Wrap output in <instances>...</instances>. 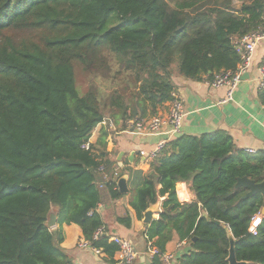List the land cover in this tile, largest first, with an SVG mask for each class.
<instances>
[{
  "label": "trees",
  "instance_id": "16d2710c",
  "mask_svg": "<svg viewBox=\"0 0 264 264\" xmlns=\"http://www.w3.org/2000/svg\"><path fill=\"white\" fill-rule=\"evenodd\" d=\"M237 1L0 0V264H68L62 225L71 223L114 255L98 206L103 191L126 195L117 185L125 173L138 218L168 196L146 234L161 253L177 234L194 248L180 264H228L227 227L238 260L264 264V218L256 235L249 231L263 195L237 186L245 176L264 181V150L246 152L224 131L179 135L144 173L111 159L106 130L83 148L106 118L124 129L157 115L174 99V76L235 71L234 40L264 27V0ZM181 183L192 202L180 201ZM53 209L57 228L46 225ZM132 220L129 210L118 216L127 227ZM152 264H163L161 255Z\"/></svg>",
  "mask_w": 264,
  "mask_h": 264
},
{
  "label": "crops",
  "instance_id": "0c3cea01",
  "mask_svg": "<svg viewBox=\"0 0 264 264\" xmlns=\"http://www.w3.org/2000/svg\"><path fill=\"white\" fill-rule=\"evenodd\" d=\"M237 6L239 7L240 3H237ZM263 64L264 39L257 45L252 54L251 64L233 90L231 98L228 96L227 86L212 87L209 83L210 79L206 76L199 79L181 75L174 76L173 93L183 101L185 112L182 132L179 135L201 136L224 131L231 135L236 145L246 152L253 150L254 152L249 153L255 154L264 150V88L259 82V66ZM169 106L170 102L164 104L158 114L166 115ZM105 130L109 132L106 138V151L111 159L117 160L124 167H131L144 173L150 170L153 161L149 154L167 137L124 132L121 127L116 131H111L104 125H98L91 136L92 144L97 143L102 131ZM100 151L101 147L98 145L97 152ZM120 153H123L121 160L118 159ZM132 154L133 157H130ZM129 187L130 191L116 200H113L107 191H103L104 200L99 204L98 212L102 215L110 236L120 235L133 242L138 252L134 264H152L153 258L147 252L146 234L151 223L159 219L160 212L163 210V202L168 196L160 197L154 204L157 211L153 214L152 222L147 224L143 221L145 212L140 219L130 206V199L133 196L130 180ZM177 189L181 202L193 201L194 195L185 183L178 184ZM126 210H129L133 217L129 227L118 222V216H123ZM58 226L59 224L54 228ZM62 230L64 234L62 246L68 255V264H118L116 253L110 255L102 248L99 253L95 251L91 242L85 239L83 230L78 224H63ZM85 242L90 245H84ZM188 246L191 249L185 252ZM166 248L167 252L174 255L173 264H180L183 255L194 251L187 240L179 241L177 234Z\"/></svg>",
  "mask_w": 264,
  "mask_h": 264
},
{
  "label": "built area",
  "instance_id": "2783aa9c",
  "mask_svg": "<svg viewBox=\"0 0 264 264\" xmlns=\"http://www.w3.org/2000/svg\"><path fill=\"white\" fill-rule=\"evenodd\" d=\"M264 39V27L256 31L250 32L243 37L234 40L235 47L241 55V61L239 62L237 69L222 70L214 74L213 78L209 80L212 87L227 86L229 88L228 96L231 98L233 90L240 83L242 76L246 72L247 68L251 64L252 54L254 53L257 45ZM259 82L260 86L264 88V64L259 66ZM174 99L170 101L169 110L166 115H155L150 118L144 119H131L127 120V125L124 132L136 133L140 135H164V138L157 146V148L149 154L151 159L157 157L158 153L164 148L165 144L174 139L182 132L183 119L185 116L183 101L175 93H173ZM99 125H104L108 129L117 130V126L112 119L106 118ZM92 144L91 138L83 145V148L90 149ZM248 152H254L248 150ZM99 171L105 173L106 166L101 164ZM117 175V174H116ZM107 175H105L106 178ZM262 212L255 214L252 217L249 231L252 234H257L258 228L262 222ZM105 228H99L96 232V236L102 234ZM148 254L154 258L156 255H161L163 264H173L174 255L171 252L161 253L159 248L150 240L147 236ZM110 240L117 244L118 250L117 260L118 264H134L137 259L138 252L133 242L126 237L120 235L110 236ZM89 243L85 242L84 245ZM90 245V244H89ZM94 250L98 253L100 248L94 247Z\"/></svg>",
  "mask_w": 264,
  "mask_h": 264
},
{
  "label": "water",
  "instance_id": "95a60500",
  "mask_svg": "<svg viewBox=\"0 0 264 264\" xmlns=\"http://www.w3.org/2000/svg\"><path fill=\"white\" fill-rule=\"evenodd\" d=\"M244 76H242L243 78ZM123 153H120L118 156V159L121 160V156ZM133 157V154L130 156ZM122 168H124L123 165H120ZM117 185L119 187V190L122 193H128L130 191L129 187V174L125 173L121 175L118 180H117ZM245 186L249 189L248 193L246 194V197H251L257 193H261L263 195L264 199V181L261 183H256L254 180L248 178V177H241L238 180L237 186ZM157 211L156 205H150L148 209L144 213V219L143 221L147 224H150L153 220V214ZM262 214L264 215V205L262 208ZM204 217H206L209 221H212L210 216L206 213L203 212L202 214ZM214 223L216 224H221L220 221L218 220H213ZM58 224V211L56 209H53L48 216V219L46 221V225L49 228H54ZM228 238H229V249H228V256L226 258L228 264H249L250 262L247 261H241L238 260L237 255H236V243L237 240L233 236L232 232L226 227ZM196 238H194L195 240ZM191 249L190 246L186 247L185 252H188Z\"/></svg>",
  "mask_w": 264,
  "mask_h": 264
},
{
  "label": "rangeland",
  "instance_id": "374dc122",
  "mask_svg": "<svg viewBox=\"0 0 264 264\" xmlns=\"http://www.w3.org/2000/svg\"><path fill=\"white\" fill-rule=\"evenodd\" d=\"M238 3H240V1L238 0ZM78 70H80V68L78 69ZM87 84H88V80H87V78H86V76L84 75V74H79L78 75V87H79V89H80V91L81 92H84L85 90H86V87H87ZM119 127L117 126V129H118ZM109 130H111V129H109ZM111 131H113V130H111ZM115 131V130H114ZM119 164V163H118ZM119 166H120V164H119ZM121 167V166H120ZM122 168V167H121ZM107 171V170H106ZM107 174H108V172H107ZM109 176H113L112 175V172H110L109 174H108Z\"/></svg>",
  "mask_w": 264,
  "mask_h": 264
}]
</instances>
